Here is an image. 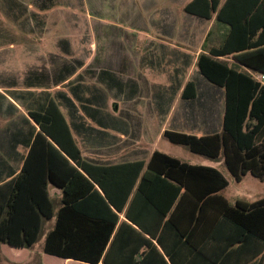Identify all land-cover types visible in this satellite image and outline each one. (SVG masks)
<instances>
[{"label": "trees", "instance_id": "trees-1", "mask_svg": "<svg viewBox=\"0 0 264 264\" xmlns=\"http://www.w3.org/2000/svg\"><path fill=\"white\" fill-rule=\"evenodd\" d=\"M216 4L218 0H194L186 12L210 18L217 11ZM217 18L231 27L233 36L219 48L205 46L198 68L211 83L225 89L223 129L201 137L166 131L164 137L195 154L224 157L237 182L247 174L263 181L264 82L222 58L232 56L241 66L264 75V0H228ZM188 89H195L192 82L184 90V99L195 96L194 92L188 94ZM30 116L41 129L34 145L38 139L47 143L69 172L62 180L49 168L45 175L48 182L39 189L34 188L38 182L29 179L26 170L0 184V244L15 251L36 244L43 220L51 218L43 204H53L48 193V184H52L63 190V207L43 249L53 258L88 264H99L101 260L103 264H175L167 243L176 235L191 246L195 235L203 236L198 229L209 224L213 225L210 230L228 235L223 250L228 254L224 257L237 251L235 246L254 256L264 251V198L230 203L221 195L229 181L218 169L182 162L159 151L147 165H91L83 160L55 105L43 112H31ZM122 213L133 224H125L132 234L119 242L116 234L111 241ZM220 220L222 224L218 225ZM86 221L100 226H88Z\"/></svg>", "mask_w": 264, "mask_h": 264}, {"label": "crops", "instance_id": "crops-1", "mask_svg": "<svg viewBox=\"0 0 264 264\" xmlns=\"http://www.w3.org/2000/svg\"><path fill=\"white\" fill-rule=\"evenodd\" d=\"M164 1L165 5L159 9L162 20L158 29L162 36L175 35V54L169 53L168 61L160 59L162 54L154 58L150 63L156 67L152 72L155 75L142 78L131 76L132 68L138 65L139 60L133 59L128 46L92 42L89 47L79 44L53 49L50 45L37 44L36 37L45 32V5L41 4L38 12L17 8L7 14L10 24H0V184L19 177L26 170L29 179L38 182L34 188L39 189L48 182L45 175L49 168H53L60 179H65L69 169L58 155L41 139L34 145L41 129L30 113L43 112L51 105H55L64 117L83 160L101 167L140 162L147 165L156 151L169 155L158 149V141L164 138L166 131L199 137L222 131L226 92L200 73L198 59L205 52V46L219 48L233 36L231 27L217 18L228 0H218L217 11L210 18L186 12V7L194 0ZM142 23L132 30L149 35L148 28ZM50 32L47 30V33ZM222 60L255 77L259 75L238 64L232 56ZM170 64L174 66L175 73L165 77L163 66ZM165 82H170L173 87L171 92H163ZM190 82L195 89H188V94L194 92L195 96L184 99V90ZM148 84L152 85V91L158 98L154 105L145 100L147 92L143 94L141 90V85ZM197 131L206 134H195ZM148 133L155 135L148 137ZM141 140L152 144L149 151L130 152L127 143ZM146 169L147 166L143 174ZM48 193L53 204H43V210L51 213V218L44 219L42 223L39 240L43 233V249L47 234L55 227L57 213L63 207L62 189L48 184ZM119 216L111 241L116 234V242L130 238L132 234V229L126 225L133 224L124 213ZM92 222L86 221L85 224L100 226ZM212 226L209 224L202 230L198 229L203 236L195 235L191 246L176 235L167 243L175 264H264V251L254 256L250 251L237 249L239 246H235L237 251H233L232 255L224 257L228 254V251H223L228 235L225 232L218 234L216 229L210 230ZM31 249L18 250L26 254L23 263L32 257ZM42 256L43 253V264ZM48 257L52 259L45 260L44 264H50L49 261L88 264Z\"/></svg>", "mask_w": 264, "mask_h": 264}, {"label": "rangeland", "instance_id": "rangeland-1", "mask_svg": "<svg viewBox=\"0 0 264 264\" xmlns=\"http://www.w3.org/2000/svg\"><path fill=\"white\" fill-rule=\"evenodd\" d=\"M41 4L45 5L47 17L45 16L44 20V34L36 37L37 44L50 45L53 49L79 44L89 47L92 42L99 45L128 46L133 59L139 60L138 65L132 68L131 76L134 78L155 75L152 72L156 67H152L150 61H154V58L160 57L161 54L160 59L168 61L171 56L169 53L175 54V35L162 36L158 29L162 20L159 9L165 5L164 0H0V24H10L7 14L13 9L38 12ZM140 22L148 28L149 35L144 36L132 30L138 27ZM47 30L51 32L47 33ZM163 68L165 77L175 73L172 64ZM141 88L143 94L147 92L145 100L154 105L158 98L152 91V85H141ZM172 88L170 82L163 83V92H171ZM195 134L206 133L197 131ZM154 135L155 133H148V137ZM127 145L130 152H148L152 144L148 145L146 140H141L130 141ZM158 149L183 162L217 168L229 181V186L221 194L231 203L237 200L254 202L264 198V180L247 174L241 182H237L227 169L224 157L213 159L197 155L187 146L172 143L165 137L159 139ZM44 236L42 233L40 240L31 249L32 257L25 263L23 262L26 260V254L0 244V264H42V253L43 264L45 260L48 262L52 258L43 252ZM49 263L61 264L58 261Z\"/></svg>", "mask_w": 264, "mask_h": 264}, {"label": "built area", "instance_id": "built-area-1", "mask_svg": "<svg viewBox=\"0 0 264 264\" xmlns=\"http://www.w3.org/2000/svg\"><path fill=\"white\" fill-rule=\"evenodd\" d=\"M259 81H262V82H264V75H262V74H259V75H257V77H256Z\"/></svg>", "mask_w": 264, "mask_h": 264}]
</instances>
